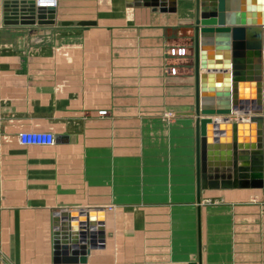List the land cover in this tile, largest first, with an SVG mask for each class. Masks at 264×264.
<instances>
[{"label": "crops", "instance_id": "0c3cea01", "mask_svg": "<svg viewBox=\"0 0 264 264\" xmlns=\"http://www.w3.org/2000/svg\"><path fill=\"white\" fill-rule=\"evenodd\" d=\"M134 2L59 0L58 28L0 0V264H264V190L199 197L196 118L176 114L196 102V0ZM32 130L56 142L22 144ZM71 225L104 241L86 263L54 261Z\"/></svg>", "mask_w": 264, "mask_h": 264}, {"label": "water", "instance_id": "95a60500", "mask_svg": "<svg viewBox=\"0 0 264 264\" xmlns=\"http://www.w3.org/2000/svg\"><path fill=\"white\" fill-rule=\"evenodd\" d=\"M134 3L150 6L153 11H177V0ZM244 5L246 10H238ZM3 6L7 21L18 24V20L9 19L7 3ZM61 24L69 26L73 21ZM93 24L96 22H79L81 26ZM42 39L38 36L33 43ZM194 49L196 102L191 110L176 114L196 118L199 197L202 189L264 190V0H196ZM238 112L249 115V119L214 118ZM76 230L72 225L69 230L56 229V263H86L91 249L104 247L103 240L90 239V231L84 240Z\"/></svg>", "mask_w": 264, "mask_h": 264}, {"label": "built area", "instance_id": "2783aa9c", "mask_svg": "<svg viewBox=\"0 0 264 264\" xmlns=\"http://www.w3.org/2000/svg\"><path fill=\"white\" fill-rule=\"evenodd\" d=\"M3 4L7 3L9 19L18 20V24L22 20H34V23H28L31 26H40L41 17L48 20H55L54 15L55 9L59 5V0H2ZM16 16V17H15ZM107 110H101L100 115H106ZM236 113L229 115L231 121L239 120ZM167 117L171 118L174 116V112L168 111ZM249 119V115H246V120ZM19 139L22 144H39V145H52L56 142L55 135L52 132L46 131H23L19 134Z\"/></svg>", "mask_w": 264, "mask_h": 264}, {"label": "rangeland", "instance_id": "374dc122", "mask_svg": "<svg viewBox=\"0 0 264 264\" xmlns=\"http://www.w3.org/2000/svg\"><path fill=\"white\" fill-rule=\"evenodd\" d=\"M185 8H187V6H186ZM182 12H183L184 14H186V15H188V14L190 13V11H182ZM52 25L57 26L58 28H63V25H62L61 22H59L57 19H55V20L53 21V23L40 24V26H52ZM69 26H70V25H69ZM167 112H168V111L164 112V114H163L161 117H162L163 121L169 123V122H171V119H172V118H175L176 114H174V116H172L171 118H168L167 115H166Z\"/></svg>", "mask_w": 264, "mask_h": 264}, {"label": "bare ground", "instance_id": "6f19581e", "mask_svg": "<svg viewBox=\"0 0 264 264\" xmlns=\"http://www.w3.org/2000/svg\"><path fill=\"white\" fill-rule=\"evenodd\" d=\"M40 19H41V21H48V19H46L44 17H41ZM236 114H237V116H236ZM236 114L234 116L238 117L239 119H242V121H247L246 120V114L240 113V112H238ZM214 118H216L218 120H222L223 118H225L227 121H231L230 120L231 119V116H227V115H225V116H216Z\"/></svg>", "mask_w": 264, "mask_h": 264}]
</instances>
